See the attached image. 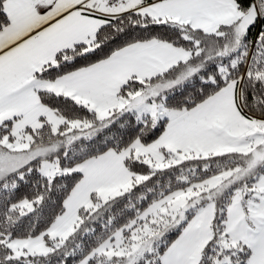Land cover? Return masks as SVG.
<instances>
[{
  "label": "snow or ice",
  "instance_id": "1",
  "mask_svg": "<svg viewBox=\"0 0 264 264\" xmlns=\"http://www.w3.org/2000/svg\"><path fill=\"white\" fill-rule=\"evenodd\" d=\"M0 264H264V0H0Z\"/></svg>",
  "mask_w": 264,
  "mask_h": 264
}]
</instances>
